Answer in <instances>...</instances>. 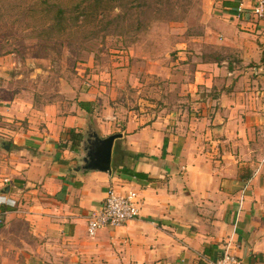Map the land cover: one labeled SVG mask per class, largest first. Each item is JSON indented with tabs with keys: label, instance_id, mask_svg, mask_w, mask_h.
<instances>
[{
	"label": "crops",
	"instance_id": "crops-1",
	"mask_svg": "<svg viewBox=\"0 0 264 264\" xmlns=\"http://www.w3.org/2000/svg\"><path fill=\"white\" fill-rule=\"evenodd\" d=\"M256 1H219L214 35L223 55L196 64L183 85L169 75L187 90L178 95L183 109H169L161 88L152 100L128 88L126 60L109 62L101 83L51 100L0 89V197L16 204L0 205V264H208L226 250L240 264H264V20L249 13ZM70 133L81 135L77 147ZM114 135L109 171L89 168L88 154ZM108 189L136 192L138 216L89 238L87 219Z\"/></svg>",
	"mask_w": 264,
	"mask_h": 264
},
{
	"label": "rangeland",
	"instance_id": "rangeland-1",
	"mask_svg": "<svg viewBox=\"0 0 264 264\" xmlns=\"http://www.w3.org/2000/svg\"><path fill=\"white\" fill-rule=\"evenodd\" d=\"M219 1L0 0V89L8 97L38 91L51 100L85 81L101 83L109 62L126 60L128 88L145 89L151 100L161 88L169 109H183L188 103L178 95L187 90L172 87L180 82L169 75L183 85L196 64L223 55L214 35ZM60 8L63 18L56 19Z\"/></svg>",
	"mask_w": 264,
	"mask_h": 264
},
{
	"label": "built area",
	"instance_id": "built-area-1",
	"mask_svg": "<svg viewBox=\"0 0 264 264\" xmlns=\"http://www.w3.org/2000/svg\"><path fill=\"white\" fill-rule=\"evenodd\" d=\"M242 13H244V8L239 5L236 17H240ZM249 13L255 20H264V0L256 1ZM0 205L14 207L16 204L1 196ZM138 213L139 204L136 192L128 191L125 194H118L113 189H108L102 207L87 219L86 234L89 238H94L102 229L119 228L137 217ZM208 264H240V261L226 250L218 259Z\"/></svg>",
	"mask_w": 264,
	"mask_h": 264
},
{
	"label": "water",
	"instance_id": "water-1",
	"mask_svg": "<svg viewBox=\"0 0 264 264\" xmlns=\"http://www.w3.org/2000/svg\"><path fill=\"white\" fill-rule=\"evenodd\" d=\"M119 135L110 136L103 141H99L93 151H91L88 158V167L99 169L101 171H109L111 161V149L113 140Z\"/></svg>",
	"mask_w": 264,
	"mask_h": 264
},
{
	"label": "trees",
	"instance_id": "trees-1",
	"mask_svg": "<svg viewBox=\"0 0 264 264\" xmlns=\"http://www.w3.org/2000/svg\"><path fill=\"white\" fill-rule=\"evenodd\" d=\"M63 9H58L57 13H56V19L58 18H63ZM80 106L83 107L85 106V103H80ZM70 140L72 141V145H71V148L73 147H77L79 142L81 141V135L80 134H73V133H70Z\"/></svg>",
	"mask_w": 264,
	"mask_h": 264
}]
</instances>
